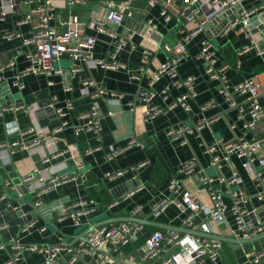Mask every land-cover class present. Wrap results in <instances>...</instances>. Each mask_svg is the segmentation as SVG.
Listing matches in <instances>:
<instances>
[{
	"label": "crops",
	"instance_id": "0c3cea01",
	"mask_svg": "<svg viewBox=\"0 0 264 264\" xmlns=\"http://www.w3.org/2000/svg\"><path fill=\"white\" fill-rule=\"evenodd\" d=\"M58 4L56 19L53 22L58 30L64 29L58 24V20H66L69 12L77 16L85 26L90 5H78L74 7V10H68L63 3L58 2ZM242 7L248 10L258 9L249 19L247 26L249 34L256 38L254 48L246 51L244 49L249 45V40L245 38L240 25L231 28L225 34L218 33L219 24L222 22L227 24L233 14L226 13L227 15L217 17L220 18L218 23L214 24L213 19L199 28L198 20L185 23L175 14V11L172 12V20L165 23L158 16V7L150 8L145 0H135L119 29L120 36H124L127 30L135 32L132 41L133 48L131 49L126 44L118 55L119 62L125 66L124 69L111 71L83 68L73 79L55 74L26 76L21 79L24 85L21 90L12 85L13 77L22 72L27 65L24 55H15L19 49H22L21 42L19 39L6 41L2 37L5 32L12 31L26 35L29 29L27 26L16 27L15 18L12 16L0 22V66L14 60L13 67H6L0 73L1 102L4 106L36 104L38 106L36 111H41L39 114H35L37 112L34 111L32 115L22 109L4 112L0 117V143L17 139L16 132L8 133L7 128L22 131L30 127L47 126L51 130L57 123V118L47 106L48 101L51 102L53 97L56 98L54 104L57 106H61L66 100L73 103V110L68 116V123L72 128L83 123L80 116L94 105L98 106L100 119L98 134L83 131L75 136L72 128H69L59 134L50 135L51 140H48V143L54 147L41 143L39 148L32 152L18 149L6 163L0 162L2 180L0 190L6 192V199L0 202V224L8 225L6 230L0 232V244L7 246L12 240H18L20 246L54 245L64 241V238H68L71 243L79 234L75 235V229L83 225L88 226L93 218H96L94 220L97 221L96 223L111 218H137L183 228L185 214L175 204H169L157 218L150 216V208L161 200L174 198L167 189L168 182L182 165L192 160L197 163L195 170L189 175L178 176L179 193L188 191L191 195L206 198V187L201 185L198 179L199 169H204L206 174L210 171L213 174L212 177L221 175L226 179L233 172H237L241 184L235 188L241 190L248 199L245 208L255 209L261 215L264 204L256 201L253 179L242 168V160L230 156L228 162L223 163L219 173L216 170L212 173L209 165L210 159L204 153L203 148L217 139L228 142L237 137H243L252 141L264 133V117L256 123L254 131L249 132L242 129L241 121L237 119L236 109L229 108L218 94L219 82L209 80L204 73V62L195 59L201 51V43L210 42L215 52L216 66H226L225 76L230 87L264 72V0H243ZM149 19L156 25L155 31H150L146 26ZM180 28L186 31H196L186 46L190 58L177 67L180 79L186 77L194 79L196 97L187 101L190 107L189 113L184 112L180 107L167 109L174 98L183 93V89L173 86L167 76H163L152 85H149L144 78L139 82L129 79L130 74L137 72L140 67L143 47L151 48V59L155 63L164 62L167 56L160 46L164 42H175L179 37L177 31ZM84 34L89 35L93 32L84 28ZM107 48L108 38L105 35H96L95 56L105 57ZM59 62L60 60L55 61L54 64ZM149 67L151 70L154 69V65ZM62 69H69V67ZM85 80H92L104 91L121 94L122 98L117 104L111 105L107 96L92 98L85 95L82 90V82ZM65 85H70V91H64ZM163 90H167L166 98L161 96ZM89 91L96 93L97 88L90 87ZM150 94H154V98L147 106L129 105L130 102L136 103L138 96L145 98ZM211 101L214 103L212 107L200 111L201 106ZM234 102L237 107L247 113L249 103L245 97L235 96ZM40 104L45 105L42 107ZM150 106L161 108L163 112L152 119H146V110ZM107 111H112L113 115L107 116ZM200 120L206 122L205 126L198 132L187 135L186 145L179 146L167 138L166 130L169 127L185 124L193 128ZM230 124L236 126L233 131L229 128ZM131 138L141 147L130 146L113 159H107L110 148H125ZM34 139H36L35 133L29 134L26 138L28 141ZM53 149L62 154L52 158L46 165L40 164L39 155L42 152L48 154ZM5 154H7V149L2 155ZM143 162L146 163L145 166L136 169V166ZM70 164L73 166L71 172L68 171ZM35 167L43 170L44 173L46 171L49 177L66 175L75 176L76 179L45 192L33 190L31 186L35 185L41 176L31 181L27 180V177ZM116 172L123 173L121 176L105 177L106 173L114 175ZM5 183H8L6 187H4ZM216 188L222 194L227 211L224 223L211 222L212 235L234 238L233 217L230 213L232 201L224 186L216 185ZM26 195H30L31 199L27 201ZM175 199L180 200L179 196ZM79 200L88 202V207H94L95 211L85 215L79 226H74L68 218L58 222L60 206L65 207ZM36 202H41L40 207L34 206ZM137 206H142L143 209L140 214L132 217V211ZM34 218L37 221L35 226L28 234H23L20 231L22 225ZM204 222L209 221L200 212L196 213L189 231L201 233L199 226ZM41 228H44V231L40 232ZM153 229L167 232V230L144 226V231L139 237V244H136L135 248L132 247L133 245L124 247L118 253L113 254L111 257L113 263L131 264L130 255L134 254V250L143 244L145 237L154 232ZM221 245L223 251V255L220 253L221 264H247L244 256L247 251L264 252V239L248 245H239L238 248L228 243L221 242ZM165 247L167 251L161 255V258L173 251L168 246ZM10 253L9 248L7 251L0 252V264H4ZM19 264H43V256L24 252ZM75 264L97 263L92 258L84 256ZM202 264L209 263L203 262Z\"/></svg>",
	"mask_w": 264,
	"mask_h": 264
},
{
	"label": "built area",
	"instance_id": "2783aa9c",
	"mask_svg": "<svg viewBox=\"0 0 264 264\" xmlns=\"http://www.w3.org/2000/svg\"><path fill=\"white\" fill-rule=\"evenodd\" d=\"M135 0H0V22L8 17L15 18V26H27L28 34L23 35L17 31L5 32L3 39L10 41L19 39L21 42V50L16 52V56L24 55L27 60L25 69L17 73L12 79V85L19 90L24 85L21 79L26 76H50L52 74L62 75L68 79H73L83 68L86 70H119L125 66L118 60V55L127 44L132 49V41L135 32L127 30L124 36L119 35V29L123 25L125 15L130 10ZM150 8L158 7V16L165 22L172 20V12L182 19L185 23H192L198 20L199 28L203 27L211 20L224 15L227 11L234 9L233 18L227 22L218 31L219 34L227 33L231 28L240 25L243 29L244 36L249 40V45L244 49L251 50L256 38L251 36L247 30L249 19L258 11V9H244L242 7L243 0H145ZM58 2L63 3L68 10H72L78 5H90L87 14L85 26L80 19L68 13L66 20H58V24L63 30H58L53 25L56 19V10ZM146 26L150 31H155L156 25L152 20H147ZM84 28H88L93 34H84ZM196 31H186L180 28L177 31L178 39L173 43L164 42L160 48L166 54L167 58L162 63H155L152 58V50L144 46L141 50L140 67L135 73H131L129 79L133 82H139L142 78L146 79L149 85L159 81L163 76H167L172 85L182 88L183 93L175 97L167 109L180 107L184 112L189 113L190 107L187 104L189 99H195L196 92L194 90V79L192 77L179 78L177 67L180 63L190 58L186 46ZM96 35H105L108 38V48L105 57L98 58L94 54L96 44ZM258 52H262L258 50ZM61 58L70 59L72 66L69 69L54 68L55 61ZM196 60L204 62V73L209 80L219 82L218 94L223 98L225 104L232 109H236L237 119L241 121L243 130L252 132L255 130L256 123L264 117V72L255 75L253 78L230 87L225 76L226 66L217 67L215 52L212 44L208 41L201 43V51ZM150 65H154V69H150ZM14 60H10L4 66H0V73L6 67H13ZM1 81V76H0ZM50 85V83H48ZM83 93L91 96H107L108 102L115 105L122 98L121 94L110 93L100 89L92 80L82 82ZM90 87H96L97 92L91 93ZM70 85L64 86V91H70ZM163 98L167 97V90L161 91ZM235 96H243L249 103L247 113L242 108L237 107ZM154 98V94H150L143 99L146 106ZM48 101V108L57 118V123L51 128L47 126L30 127L26 130L8 129L7 132H16L17 139L10 142L0 143V162L6 163L15 150L34 151L39 148L41 143L46 146H53L48 143L51 140L50 135L59 134L66 129L72 128L68 123V116L73 110V103L66 100L61 106L54 103L56 98ZM134 102H130V106H134ZM214 105L213 101L206 103L200 107V111H204ZM22 109L29 115L38 109L36 104L33 105H13L4 106L0 96V117L6 111H17ZM163 109L156 106H150L146 110V119H152L155 115L162 113ZM107 116H112V111H107ZM80 119L83 123L73 127V133L78 136L81 132H93L98 134L100 131V119L98 117V106L94 105L91 109L82 114ZM206 122L198 121L192 128L185 124L174 125L166 130V136L179 146L186 145V136L198 132L205 126ZM235 124H230V130L235 129ZM36 134V139L26 140L29 134ZM141 145L134 139H130L125 148H110L107 159L111 160L119 153L130 146ZM54 147V146H53ZM204 153L209 157V165L218 173L223 163L228 162L230 156H235L242 160V168L246 170L252 177L254 187L256 189L255 199L259 203L264 204V133L252 141H248L243 137H237L232 141H223L217 139L211 145L204 146ZM7 149V154L2 155ZM62 153H58L56 149L51 150L48 154L42 152L39 155L40 164L46 165L52 158L58 157ZM146 163H140L136 166L141 168ZM195 160L182 165L169 180L167 189L174 196L173 199H164L154 204L150 208V216L157 218L167 208L169 204H175L182 213L185 214L183 220V228L191 230L193 217L196 213H201L208 219V223L200 224V232L213 234L211 222L222 224L225 222V206L220 190L216 185H222L226 189L232 204L230 213L233 217V235L237 240L250 239L264 233V210L261 215L253 209L247 210L245 205L248 199L244 193L239 190H233V187L241 184L237 172H233L229 178L221 175L216 177L208 176L204 169H199V182L206 187V198L191 195L188 191L180 192L178 190V176L191 174L196 167ZM258 168H260L258 170ZM47 170V169H46ZM123 172H116L114 175L109 173L105 177L111 178L121 176ZM41 176L31 189L45 192L55 189L60 185L74 181L75 176H48V173L33 168L27 180H34L35 177ZM8 183L4 184L6 187ZM179 196L180 200L175 199ZM6 199V192L0 190V202ZM88 202L79 200L69 204L68 206H60V215L57 219L61 222L65 218L72 221L74 226H79L81 219L95 211L94 207L89 208ZM41 202H36L34 206L40 207ZM143 207L137 206L132 211V217L141 213ZM36 219L30 220L22 225L20 231L28 234L36 224ZM8 228V225L0 224V232ZM44 231V228L39 230ZM144 226L131 222H119L103 225L92 229L81 239L76 240L73 244H66L64 241L54 245H34L28 244L20 246L18 240H12L7 246L0 244V252L10 249L11 253L4 264H19L24 252L36 253L43 256V264H75L82 257L87 256L95 260L97 264H114L112 255L118 253L120 249L128 247L137 242L142 235ZM173 251L164 258L161 255L166 253L167 249ZM221 242L197 237L190 234H182L175 231H154L145 237L141 246L134 250V254L130 255L129 262L131 264H221ZM245 262L247 264H263V251H247ZM62 260V261H61Z\"/></svg>",
	"mask_w": 264,
	"mask_h": 264
},
{
	"label": "water",
	"instance_id": "95a60500",
	"mask_svg": "<svg viewBox=\"0 0 264 264\" xmlns=\"http://www.w3.org/2000/svg\"><path fill=\"white\" fill-rule=\"evenodd\" d=\"M227 14H233L234 13V9H231L229 11L226 12ZM224 15H227V14ZM233 18V15H232ZM220 20V18H215L213 20V23L216 24L218 23ZM226 24V22H222L221 24H219L217 30L219 31V29L221 27H223ZM144 96H138V100H136L135 105L136 106H142V105H146V103L143 101ZM1 101H2V97H1ZM45 104H40V106H44ZM48 109V108H47ZM50 109V108H49ZM37 113L35 114H39L41 111L38 110L36 111ZM50 112L53 113L50 109ZM40 119V118H39ZM59 213V211H56ZM118 222H132V223H137V224H141L143 226H149V227H153L156 229H162V230H167V231H175V232H179L182 234H190L193 236H197V237H203V238H208V239H212V240H216V241H220L222 243H228L231 244L233 246H235L236 248L239 247V245H248V244H252L254 242H257L259 240L264 239V233L250 238V239H245V240H237L235 238H226V237H222V236H216V235H212V234H206V233H198V232H193V231H189L183 228H177V227H173V226H169V225H164L158 222H153V221H148L146 219H137V218H111V219H106L103 221H100L88 228H86L85 230H83L82 232H80L76 237L75 240L73 242H71L70 244H73L76 240L81 239L83 236H85L86 234H88L92 229L103 226V225H107V224H112V223H118Z\"/></svg>",
	"mask_w": 264,
	"mask_h": 264
},
{
	"label": "rangeland",
	"instance_id": "374dc122",
	"mask_svg": "<svg viewBox=\"0 0 264 264\" xmlns=\"http://www.w3.org/2000/svg\"><path fill=\"white\" fill-rule=\"evenodd\" d=\"M75 8H73L72 10H74ZM72 66V62H71V60L70 59H67V58H62V59H60V62L57 64H54L53 65V67L54 68H70ZM205 66V65H204ZM211 170H212V173L214 172V168L213 167H211L210 168ZM260 168H258V170H259ZM73 170V166H72V164H70V167H69V169H68V171L69 172H71ZM207 175L208 176H213V174H211V172L210 171H207ZM1 186H2V180H1V175H0V188H1ZM236 188L235 187H233V190H235ZM25 199L28 201V200H30L31 198H30V195H26L25 196ZM96 218H93V219H91L90 220V223H89V225L88 226H86V225H83V226H81V227H78V228H76L75 229V235L76 234H78V233H80L81 231H83L85 228H87V227H89V226H92V225H94L97 221H94ZM53 231H55L53 228H51ZM64 242L66 243V244H68L69 242H70V240L68 239V238H64ZM221 255H223V251L221 250Z\"/></svg>",
	"mask_w": 264,
	"mask_h": 264
},
{
	"label": "trees",
	"instance_id": "16d2710c",
	"mask_svg": "<svg viewBox=\"0 0 264 264\" xmlns=\"http://www.w3.org/2000/svg\"><path fill=\"white\" fill-rule=\"evenodd\" d=\"M154 230H155V229H153V231H154ZM139 240H140V238H138L137 242L133 244V246H132L133 248H135V246H137L136 244H139ZM133 248H132V249H133Z\"/></svg>",
	"mask_w": 264,
	"mask_h": 264
}]
</instances>
